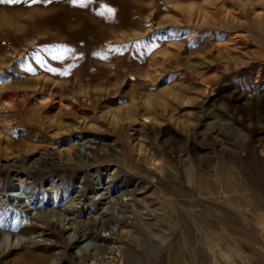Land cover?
Listing matches in <instances>:
<instances>
[{
	"label": "rangeland",
	"instance_id": "rangeland-1",
	"mask_svg": "<svg viewBox=\"0 0 264 264\" xmlns=\"http://www.w3.org/2000/svg\"><path fill=\"white\" fill-rule=\"evenodd\" d=\"M250 156L264 0H0V264H264Z\"/></svg>",
	"mask_w": 264,
	"mask_h": 264
},
{
	"label": "bare ground",
	"instance_id": "bare-ground-1",
	"mask_svg": "<svg viewBox=\"0 0 264 264\" xmlns=\"http://www.w3.org/2000/svg\"><path fill=\"white\" fill-rule=\"evenodd\" d=\"M249 158L251 159L250 161L253 164L254 172V174L252 173L251 180L256 181L260 187L264 188V163H261L262 161H257L253 156H250ZM254 198L255 201H258L261 197L256 195ZM24 256V258L26 259L25 262L28 264H45L47 262V257H45L44 255H36L33 252H27Z\"/></svg>",
	"mask_w": 264,
	"mask_h": 264
},
{
	"label": "snow or ice",
	"instance_id": "snow-or-ice-1",
	"mask_svg": "<svg viewBox=\"0 0 264 264\" xmlns=\"http://www.w3.org/2000/svg\"><path fill=\"white\" fill-rule=\"evenodd\" d=\"M4 2H7V3H16L17 0H4ZM109 11H111V10L109 9Z\"/></svg>",
	"mask_w": 264,
	"mask_h": 264
}]
</instances>
